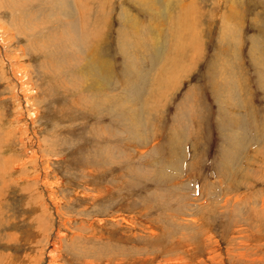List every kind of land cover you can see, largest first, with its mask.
<instances>
[{"label":"rangeland","instance_id":"rangeland-1","mask_svg":"<svg viewBox=\"0 0 264 264\" xmlns=\"http://www.w3.org/2000/svg\"><path fill=\"white\" fill-rule=\"evenodd\" d=\"M150 1L0 0V264H264V0Z\"/></svg>","mask_w":264,"mask_h":264},{"label":"bare ground","instance_id":"bare-ground-1","mask_svg":"<svg viewBox=\"0 0 264 264\" xmlns=\"http://www.w3.org/2000/svg\"><path fill=\"white\" fill-rule=\"evenodd\" d=\"M151 1H152V0H151ZM151 1H150V2H151ZM154 1H155V0H154ZM174 1H175V0H174ZM174 1L170 0V2H169L170 4L167 3V2H165V3L168 4V8H167V10H169V8H171L172 5H174V6H178V7H181V3H183V0H181V1L176 0V2H175L176 4L173 3ZM178 1H179V2H178ZM55 2H56V6H57V8H60L59 11L61 10V7H64V6L66 7V3H67L66 0H64V1H62V0H61V1H60V0H55ZM146 2L148 3V1H146ZM163 2H164V1H163ZM11 3H12V2H11ZM134 3H135V2H134ZM152 3H153V2H152ZM159 3H160V2H159ZM142 4H143V3H142ZM162 4H163V3H162ZM189 4H192V6H193L194 9L196 8V5H195V3H193V1L190 2ZM137 5H138V4H137ZM144 5H145V4H143V6H144ZM155 5H156V4H155ZM157 5H158V4H157ZM146 6H148V5H146ZM146 6H145V7H146ZM158 6H159V5H158ZM0 7H1V6H0ZM2 7H3V6H2ZM155 7H156V10H158L159 7H158V8H157V6H155ZM155 7H153L152 10H154ZM189 7H190V6H189ZM84 8H85V7H84ZM84 8H82V9L84 10ZM143 8H144V7H143ZM148 8H150V7L148 6ZM148 8H147V9H148ZM175 8H176V7H175ZM193 8L190 7V8L187 10L188 12H187V11H181V14H180V15L178 14L179 16H177V18H171L170 20L173 21V23H175L177 20H178L180 23L182 22L183 24H184V23H187L188 21H185V20L189 17V14L194 15V14H192V13L190 12V11H194ZM156 10H154V11H156ZM173 10H174V9H173ZM61 11L63 12V10H61ZM84 11H85V10H84ZM84 11H83L82 13H84ZM147 11H148V10H147ZM159 11H160V8H159ZM64 12H65V11H64ZM64 12H63V13H64ZM157 12H158V11H157ZM165 12H166V11H165ZM66 13H67V12H66ZM153 13H154V12H153ZM153 13H151V14H153ZM67 14H68V13H67ZM67 14L65 15V17L67 16ZM154 14H155V13H154ZM154 14H153V15H154ZM168 14H169V16L173 17V16H172L173 14L170 13V11L168 12ZM168 14H167V15H168ZM158 16H159V15H158ZM158 16H157V17H158ZM186 16H187V18H186ZM62 17H63V16H62ZM130 17H131V16L129 15V18H130ZM155 17H156V15H155ZM155 17H152V18H151V20H150L151 23H150V24L153 23L154 26L161 25V23H162L161 21H162V20H161V19H158V18H155ZM159 18H160V17H159ZM131 19H132V18H131ZM188 19H189V18H188ZM84 21H85V20H84ZM131 21H132V20H131ZM81 23H82V22H81ZM96 24H97V23H96ZM95 26H96V25H95ZM99 26H100V25H99ZM82 27H83V26H82ZM187 35H188V34H187ZM76 36H77V35H76ZM76 36H75V37H76ZM185 36H186V35H185ZM81 37H82V36H81ZM157 37H159L158 34H157V36H156V39H157ZM188 37H190V36H188ZM70 38H71V37H70ZM196 38H197V37H196ZM76 39H77V38H75V41H76ZM189 39H190V44L194 42V38H192V39L189 38ZM195 40H196V39H195ZM78 41H79V40H78ZM81 41H82L81 43H82L83 48H84L85 56H86V58H87V57H89L90 52H92V50H89L90 47L85 45V44H87V39L84 40V41H83V40H81ZM72 42H73V41H72ZM79 42H80V41H79ZM119 42H120V41H119ZM84 43H85V44H84ZM88 44H89V43H88ZM185 44H186V43H185ZM128 45H129V44H128ZM186 45H187V44H186ZM92 46H93V45H92ZM121 46H122V45H121ZM88 47H89V49H88ZM184 47H185V46H184ZM122 48H123V47H122ZM97 50H98V49H97ZM97 50H96V51H97ZM125 50H126V49H125ZM180 50H181V49H180ZM0 51H2V52L4 51V48H3V46H2L1 44H0ZM96 51H93V52H96ZM2 52H1V53H2ZM98 55H99V54H98ZM83 56H84V55H83ZM91 56H92V53H91ZM93 56H94V58H93V57L87 58V59H88V64H87L84 68H86L87 66H88V67H98V66H100V65H102V64L104 63V62L100 61L101 59H100V60L98 59L96 53L93 54ZM95 56H96V57H95ZM86 58H85V59H86ZM124 58H125V57H124ZM126 58H127V57H126ZM129 58H130V57H129ZM2 59H3V60H6V62H8V64L11 66L10 61L7 60L3 55H2ZM87 59H86V60H87ZM102 59H103V58H102ZM131 59H132V58H131ZM134 60H135V59H134ZM4 62H5V61H4ZM4 62H3V63H4ZM107 63H108V62H107ZM168 63H170V65H169ZM171 64H172V59H168V60H166V62H165V64H164V66H166V67H164V70H167V72H168L169 69H167V68H169V67L172 68ZM84 65H85V64H84ZM174 66H175V68L178 69V65H174ZM81 67H83V65H82ZM84 68H83V69H84ZM128 68H129V67H128ZM165 68H166V69H165ZM182 68H184V66H182ZM182 68H181V69H182ZM96 69H97V68H96ZM86 70H87V69H86ZM132 70H133V69H132ZM99 72L102 73V71H100V70H99ZM24 73H25V72H24ZM92 73H93V72H92ZM101 73H100V74H101ZM125 73H126V72H125ZM104 74H105V72H104ZM89 75H91V74H89ZM101 75H102V74H101ZM169 75H170V74L166 73L164 76L159 77V82L161 83L162 80H163L164 78H165V81H168V80H169V77H168ZM103 76H104V75H103ZM99 77H102V76H99ZM96 78H97V76H96ZM133 79H134V78H133ZM136 79H137V78H136ZM96 80H97V79H96ZM96 80H95V81H96ZM17 81H18L17 83H18L20 89H22V87H23V90H24V89H25V86L23 85V84H24V81H22V80H17ZM93 81H94V80H93ZM173 81H174V78H173ZM173 81H172V82H173ZM159 82H158V83H159ZM168 82H169V81H168ZM160 83H159V85H160ZM96 84H97V83H96ZM161 85H162V84H161ZM161 85H160V86H161ZM96 86H97V85H96ZM163 86H164V85H163ZM227 86H228V85H227ZM100 87H101V86H100ZM17 88H18V87H17ZM20 89L14 91V93H15V94H16V93H19V95H22L21 92H20ZM161 89H162V88H161ZM26 90H27V91H26ZM26 90H25V91H26L25 95H27L28 97H31V95H32L31 93H32V92L29 94V91H28L27 88H26ZM12 97H13V96H12ZM4 98H5V96H4ZM23 98L25 99V96H21V99H22V101H24V103H25V102H29V101H27V100H24ZM26 99H27V97H26ZM233 101H234V100H233ZM29 103H30V102H29ZM29 103H28V104H29ZM31 105L34 106V102L31 103ZM22 108H23V107H22ZM33 109H36V108L33 107V108L31 109V112H30V113H31L32 115H33V114H34V115H37V111L33 112ZM3 114H4V113H3ZM25 114H26L27 116H29L28 111H26ZM0 115H1V114H0ZM24 116H25V115H24ZM3 117H4V116H3ZM34 117H35V116H34ZM0 120H1V119H0ZM16 122H17V121H16ZM5 125H6V124H5ZM11 126H12V125H11ZM261 126H262V125H261ZM15 127H16V126H15ZM8 128H9V127H8ZM11 128H12V127H11ZM0 130H2L1 127H0ZM6 130H7V129H6ZM10 131H11V130H10ZM12 132H13V131H12ZM0 133H3L4 138H5V140H4V141H5L4 146H5L6 144H9V142H10V137H9V136H11V135H9V131H8V130H7V132H3V131L1 132V131H0ZM1 135H2V134H1ZM12 135H13V134H12ZM35 140H36V139H35ZM6 146H7V145H6ZM8 146H9V145H8ZM2 147H3V146H2ZM0 149H1V148H0ZM6 155H7V154H6ZM9 155H10V154H9ZM9 155H8V157H9ZM35 155H37V154H35ZM35 155H34V156H35ZM5 160H9V159H5ZM12 160H13V159H12ZM16 161H17V160H16ZM9 163L11 164L12 162L9 161ZM9 163H8V165H10ZM13 164L15 165V163H13ZM17 164H18V165H17V168H18V169H19L21 166L24 165V164H22L21 160H20V161L18 160V161H17ZM31 164H32V163H31ZM11 165H12V164H11ZM6 167H7V165H6ZM10 167H11V166H10ZM12 167H13V166H12ZM12 167H11V168H12ZM21 169H22V168H21ZM22 170H23V169H22ZM13 171H14V170H13ZM8 174H9V173H8ZM44 174H45V172H44ZM92 197H93V196H91V198H92ZM95 197H96V196H95ZM97 198H98V197H97ZM9 236H10V235H9ZM29 242H30V241H29ZM26 258H28V257H26ZM29 258H30V257H29ZM30 262H31V261H30ZM16 264H17V263H16ZM85 264H93V263L90 262V263H85Z\"/></svg>","mask_w":264,"mask_h":264}]
</instances>
